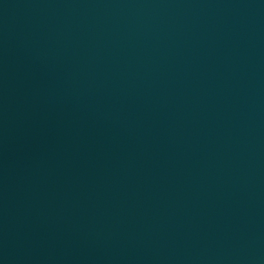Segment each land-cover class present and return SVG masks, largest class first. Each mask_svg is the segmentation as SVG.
Instances as JSON below:
<instances>
[{
    "label": "water",
    "instance_id": "1",
    "mask_svg": "<svg viewBox=\"0 0 264 264\" xmlns=\"http://www.w3.org/2000/svg\"><path fill=\"white\" fill-rule=\"evenodd\" d=\"M0 264H264V0H0Z\"/></svg>",
    "mask_w": 264,
    "mask_h": 264
}]
</instances>
